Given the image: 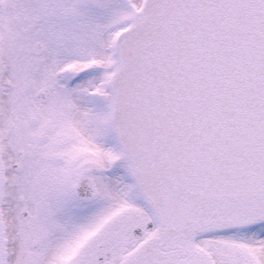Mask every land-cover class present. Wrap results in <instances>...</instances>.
I'll use <instances>...</instances> for the list:
<instances>
[{"label":"snow or ice","instance_id":"6c2138e0","mask_svg":"<svg viewBox=\"0 0 264 264\" xmlns=\"http://www.w3.org/2000/svg\"><path fill=\"white\" fill-rule=\"evenodd\" d=\"M0 264H264V0H0Z\"/></svg>","mask_w":264,"mask_h":264}]
</instances>
